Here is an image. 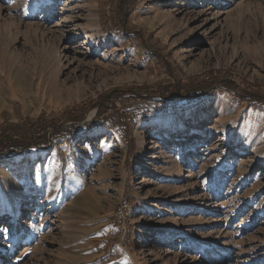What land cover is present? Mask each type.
Instances as JSON below:
<instances>
[{
    "label": "rangeland",
    "instance_id": "374dc122",
    "mask_svg": "<svg viewBox=\"0 0 264 264\" xmlns=\"http://www.w3.org/2000/svg\"><path fill=\"white\" fill-rule=\"evenodd\" d=\"M0 130V264H264V0H0Z\"/></svg>",
    "mask_w": 264,
    "mask_h": 264
},
{
    "label": "trees",
    "instance_id": "16d2710c",
    "mask_svg": "<svg viewBox=\"0 0 264 264\" xmlns=\"http://www.w3.org/2000/svg\"><path fill=\"white\" fill-rule=\"evenodd\" d=\"M230 92L238 94L236 91H234L232 88L227 87ZM193 99V97H192ZM251 101V100H250ZM12 142L10 141V137L6 136L5 134H2V131L0 130V146L3 148L0 157L1 156H7L10 154H18L21 152V149L19 147H14L11 145Z\"/></svg>",
    "mask_w": 264,
    "mask_h": 264
},
{
    "label": "bare ground",
    "instance_id": "6f19581e",
    "mask_svg": "<svg viewBox=\"0 0 264 264\" xmlns=\"http://www.w3.org/2000/svg\"><path fill=\"white\" fill-rule=\"evenodd\" d=\"M210 101L209 99H206L205 102H201L198 104H194L192 105L187 111L186 114H194L196 112H198L200 109H202V107L206 106V104H208Z\"/></svg>",
    "mask_w": 264,
    "mask_h": 264
}]
</instances>
